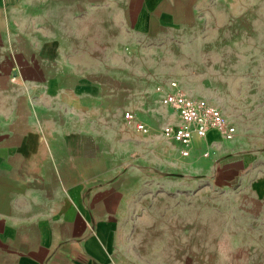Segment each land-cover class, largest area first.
I'll return each instance as SVG.
<instances>
[{
  "label": "crops",
  "instance_id": "crops-1",
  "mask_svg": "<svg viewBox=\"0 0 264 264\" xmlns=\"http://www.w3.org/2000/svg\"><path fill=\"white\" fill-rule=\"evenodd\" d=\"M198 2L0 0V264H125L118 227L143 173L232 175L264 159V137L213 130L182 156L163 133L174 110L139 66L127 76L125 52L171 50Z\"/></svg>",
  "mask_w": 264,
  "mask_h": 264
},
{
  "label": "rangeland",
  "instance_id": "rangeland-1",
  "mask_svg": "<svg viewBox=\"0 0 264 264\" xmlns=\"http://www.w3.org/2000/svg\"><path fill=\"white\" fill-rule=\"evenodd\" d=\"M186 21L195 30L175 37L171 50L126 51L127 76L136 64L143 86L175 80L192 99L220 108L238 134L264 137V0H199L197 19ZM253 161L232 175L216 166L198 178L182 177L181 166L143 173L120 219L118 260L264 264V197L253 173L264 159Z\"/></svg>",
  "mask_w": 264,
  "mask_h": 264
},
{
  "label": "built area",
  "instance_id": "built-area-1",
  "mask_svg": "<svg viewBox=\"0 0 264 264\" xmlns=\"http://www.w3.org/2000/svg\"><path fill=\"white\" fill-rule=\"evenodd\" d=\"M157 92L161 94L162 105L171 107L178 117V123L165 126L163 133L179 146L182 156L190 155L195 138L204 139L212 130L217 131L223 140H234L237 130L226 121L220 108L192 99L175 80L159 86ZM124 116L129 121H135L130 112ZM136 126L139 131L145 130L139 122Z\"/></svg>",
  "mask_w": 264,
  "mask_h": 264
}]
</instances>
